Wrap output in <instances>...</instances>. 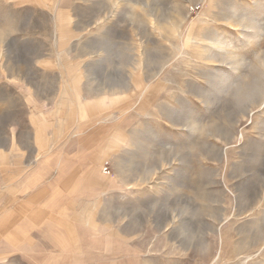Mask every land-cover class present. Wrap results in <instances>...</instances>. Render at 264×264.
Segmentation results:
<instances>
[{
    "label": "rangeland",
    "instance_id": "374dc122",
    "mask_svg": "<svg viewBox=\"0 0 264 264\" xmlns=\"http://www.w3.org/2000/svg\"><path fill=\"white\" fill-rule=\"evenodd\" d=\"M90 134L77 240L0 264H264V0H0V156Z\"/></svg>",
    "mask_w": 264,
    "mask_h": 264
},
{
    "label": "crops",
    "instance_id": "0c3cea01",
    "mask_svg": "<svg viewBox=\"0 0 264 264\" xmlns=\"http://www.w3.org/2000/svg\"><path fill=\"white\" fill-rule=\"evenodd\" d=\"M84 137L74 150L53 149L33 164L0 156V261L77 240L70 218L86 207L87 191L100 192L103 178L101 153L85 149L93 135Z\"/></svg>",
    "mask_w": 264,
    "mask_h": 264
},
{
    "label": "built area",
    "instance_id": "2783aa9c",
    "mask_svg": "<svg viewBox=\"0 0 264 264\" xmlns=\"http://www.w3.org/2000/svg\"><path fill=\"white\" fill-rule=\"evenodd\" d=\"M103 171L106 174H110L111 173L110 165H108V163H106V165L104 166Z\"/></svg>",
    "mask_w": 264,
    "mask_h": 264
},
{
    "label": "bare ground",
    "instance_id": "6f19581e",
    "mask_svg": "<svg viewBox=\"0 0 264 264\" xmlns=\"http://www.w3.org/2000/svg\"><path fill=\"white\" fill-rule=\"evenodd\" d=\"M242 24V23H241ZM215 45V44H214Z\"/></svg>",
    "mask_w": 264,
    "mask_h": 264
}]
</instances>
